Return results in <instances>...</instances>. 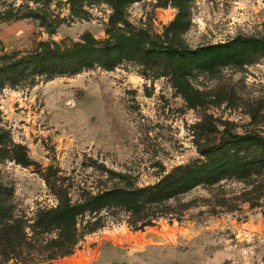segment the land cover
<instances>
[{
    "label": "rangeland",
    "instance_id": "rangeland-1",
    "mask_svg": "<svg viewBox=\"0 0 264 264\" xmlns=\"http://www.w3.org/2000/svg\"><path fill=\"white\" fill-rule=\"evenodd\" d=\"M226 140L247 173L147 221L110 204L37 224L58 200L153 185ZM0 199V264L82 247L103 264H264V0H0Z\"/></svg>",
    "mask_w": 264,
    "mask_h": 264
},
{
    "label": "trees",
    "instance_id": "trees-1",
    "mask_svg": "<svg viewBox=\"0 0 264 264\" xmlns=\"http://www.w3.org/2000/svg\"><path fill=\"white\" fill-rule=\"evenodd\" d=\"M83 49V48H78ZM107 53V52H106ZM148 52H144L142 56H146ZM70 53H66L64 58H68ZM237 142L223 141L219 144H208L197 147V152L201 159H197L186 163L182 166L175 167L167 176H164L160 181L153 185L136 188L133 190H107L93 196L87 202L67 205L62 200H58L54 208L42 211L40 214L43 217L40 226L48 227L64 226L71 224V219L77 210H81L87 206L120 204L130 210L128 223L136 221L134 214H140L139 217H149L153 213L151 207L156 204H163L166 200L174 198V196L189 190L199 184H209L217 181L223 175H244L249 170L250 163L244 160L245 158L239 154ZM162 202V203H161ZM139 203H147V209L144 212L138 213L142 210ZM139 204V205H137ZM154 204V205H152ZM152 205V206H151ZM140 207V208H139ZM157 210V206H155ZM10 219V207L7 203L0 199V232L7 226L6 221ZM12 253V252H11ZM20 253V254H19ZM16 254L21 261L29 259L27 252H19ZM15 256V257H16ZM10 259H16V258Z\"/></svg>",
    "mask_w": 264,
    "mask_h": 264
},
{
    "label": "crops",
    "instance_id": "crops-1",
    "mask_svg": "<svg viewBox=\"0 0 264 264\" xmlns=\"http://www.w3.org/2000/svg\"><path fill=\"white\" fill-rule=\"evenodd\" d=\"M105 249H100L94 256H91L90 248L82 247L76 253L63 256L47 264H103Z\"/></svg>",
    "mask_w": 264,
    "mask_h": 264
}]
</instances>
